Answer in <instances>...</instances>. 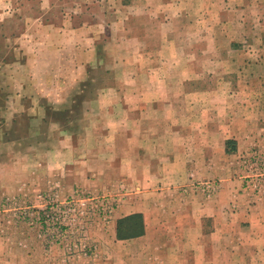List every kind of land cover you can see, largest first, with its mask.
<instances>
[{"label": "crops", "instance_id": "0c3cea01", "mask_svg": "<svg viewBox=\"0 0 264 264\" xmlns=\"http://www.w3.org/2000/svg\"><path fill=\"white\" fill-rule=\"evenodd\" d=\"M16 1L0 0V23L12 17L10 11L18 8ZM91 3L69 0L66 9L71 11L54 20L44 17V10L55 7V1L39 0V15L25 22L23 32L5 38L12 39L21 54L20 60L5 67L19 66L14 70L25 74L26 82L9 86L2 117L7 125L15 124L31 110L33 118L45 125L39 134L31 132L12 142V148L18 145L28 156L25 163L17 160L8 165L35 170L23 173L19 180H35L41 186L49 176L50 181H58L60 170L82 167L114 170L119 181L132 179L139 192L143 184L150 186L167 202L168 235L178 231L181 243H195L200 251L206 249L197 244L204 218L211 219V236L220 230L229 232L231 225H241L243 219L250 222L246 232H254L257 206L248 210L244 206L248 197L240 192L238 156L264 135V82H218L215 89L204 92L186 89L185 82L199 78L203 70L198 68L197 54L187 53L177 41L172 44L168 36L176 18L187 15L188 0H97L106 10L98 19L77 16ZM142 15L148 16V23L157 21L159 25L156 49L148 48L143 37L129 34L131 17ZM200 17L189 22L186 18L197 27ZM99 58L116 67L118 79L99 86L93 98L85 81L93 60ZM70 102L91 105L84 109L78 125L68 118L70 125L47 117V111L63 109ZM0 135L11 136V128ZM100 173L98 178H104L102 170ZM110 177L108 171L105 178ZM210 177L221 180L218 193L208 199L195 195L191 183ZM184 185L187 191L176 195L175 189ZM145 202L142 198L131 204L126 200L116 211L111 224L114 239L137 240L149 235V221H153L141 207ZM260 206L257 208L264 214V203ZM131 214L142 215L144 232L117 238V221ZM155 219L160 223L157 216Z\"/></svg>", "mask_w": 264, "mask_h": 264}, {"label": "rangeland", "instance_id": "374dc122", "mask_svg": "<svg viewBox=\"0 0 264 264\" xmlns=\"http://www.w3.org/2000/svg\"><path fill=\"white\" fill-rule=\"evenodd\" d=\"M38 1L17 0L18 8L10 11L12 17L0 23V132L11 128L12 134L4 138L0 135V264H264V214L262 208H257L264 203V135L238 156L242 177L240 192L248 197V204L244 203V206L247 210L249 206H257L254 208L258 214L253 224L255 231L246 232L250 222L243 219L241 225H231L229 232L220 230L211 236V219L204 218L203 233L197 238V244L206 247L204 251L197 250L195 243H181L178 231L168 235L166 225L171 218L165 212L167 202L163 194L152 192V187L144 184L139 192L132 179L119 181L121 177L118 178L114 170L83 167L66 172L60 170L58 181H50L49 176L43 186L35 180L27 179V183L19 180L24 177L23 173H34L35 170L8 165L17 160L25 163L28 156V152L19 149L18 145L12 148V142L31 132L39 134L45 125L33 118L34 111L31 110L30 115L20 116L15 124L7 125L2 117L1 107L10 93L9 86L26 82V75L14 70L15 65L8 67L14 60H20L21 54L12 39L5 38L23 32L27 27L25 22L39 15ZM53 1L55 7L45 9L44 17L57 20L63 13L67 15L71 11L66 9L69 0ZM188 1L187 15L176 18L168 36L172 44L176 45L177 41L187 53L197 54L198 68L203 70L199 78L185 82L186 89L197 88L204 92L215 89L218 82H264V0ZM96 2L92 0L91 5L77 16L84 15L89 21L98 19V15L106 10ZM199 15L197 27L193 22L188 23L189 19ZM147 17H131L129 34L143 37L148 48L156 49L159 25L157 21L148 23ZM173 48L170 46L169 50ZM191 62L195 63V60ZM6 63H10L8 68ZM92 63L85 83H89L86 90L90 88L94 98L99 86L110 85L118 78L116 67L106 63V58L94 59ZM262 91L264 95V85ZM22 93L25 95L26 90ZM88 104L70 102L62 106L63 109L47 111V117L70 125L66 121L68 118L76 126L84 109L91 107ZM178 108L180 110L177 105ZM93 158L98 159L94 154ZM101 170L104 178L108 171L111 177L98 178ZM191 184L195 195L208 199L218 193L221 180L210 177ZM186 188L185 185L176 188L175 194L180 195L187 191ZM103 198L108 202L107 213L103 204L100 205ZM135 198L146 200L141 207L151 214L153 222L149 221V227L152 230L142 239L117 241L111 233L115 213L126 200L131 204ZM81 199L88 200L86 206L80 204ZM54 212H57L58 220L47 217ZM156 216L160 223H155ZM173 219L178 220L177 216Z\"/></svg>", "mask_w": 264, "mask_h": 264}, {"label": "trees", "instance_id": "16d2710c", "mask_svg": "<svg viewBox=\"0 0 264 264\" xmlns=\"http://www.w3.org/2000/svg\"><path fill=\"white\" fill-rule=\"evenodd\" d=\"M144 224L141 214H131L117 221L116 235L119 239H128L141 235Z\"/></svg>", "mask_w": 264, "mask_h": 264}, {"label": "built area", "instance_id": "2783aa9c", "mask_svg": "<svg viewBox=\"0 0 264 264\" xmlns=\"http://www.w3.org/2000/svg\"><path fill=\"white\" fill-rule=\"evenodd\" d=\"M87 199H81V201H80V204L82 205V206H86L87 205ZM107 200H106V198H103V200H101V202H100V205H102L103 204V209H104V212L105 213H107V210H108V205H107ZM57 212H54V213H52V214H47L48 216V218L49 219H56V220H58V216H57V214H56ZM45 218H46V215H45ZM46 223H47V219H46Z\"/></svg>", "mask_w": 264, "mask_h": 264}]
</instances>
